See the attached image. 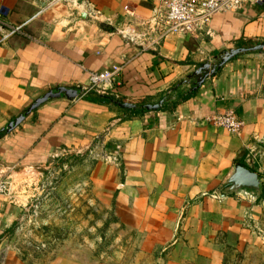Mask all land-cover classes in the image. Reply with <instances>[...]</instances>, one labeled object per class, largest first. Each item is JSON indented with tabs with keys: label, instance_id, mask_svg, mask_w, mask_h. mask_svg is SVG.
Wrapping results in <instances>:
<instances>
[{
	"label": "crops",
	"instance_id": "1",
	"mask_svg": "<svg viewBox=\"0 0 264 264\" xmlns=\"http://www.w3.org/2000/svg\"><path fill=\"white\" fill-rule=\"evenodd\" d=\"M89 1L101 25L80 18L72 8L85 10L75 5L0 0V22L26 25L6 40L0 30V133L48 93L87 89L90 73L114 65L124 67L114 85L95 93L140 107L191 97L174 110L138 115L86 97L49 100L0 137V178L41 182L59 165L94 164L98 199L144 238L139 249L157 252L156 264H220L212 252L232 239L264 253V0L217 15L210 34L171 35L150 50L118 30L149 20L161 0ZM237 50L246 52L199 85L201 68L212 71ZM227 112L244 123L240 134L212 122ZM109 154L117 161L94 157ZM238 165L260 176L261 200L221 194ZM15 189L21 205L0 198V248L28 216L29 197Z\"/></svg>",
	"mask_w": 264,
	"mask_h": 264
},
{
	"label": "rangeland",
	"instance_id": "2",
	"mask_svg": "<svg viewBox=\"0 0 264 264\" xmlns=\"http://www.w3.org/2000/svg\"><path fill=\"white\" fill-rule=\"evenodd\" d=\"M75 165L63 176V165L50 170L61 181L40 195L37 214L25 208V222L0 248V264H156L157 252L139 249L144 238L124 230L98 199L94 164ZM217 246L220 264H264L259 247L250 251L234 239Z\"/></svg>",
	"mask_w": 264,
	"mask_h": 264
},
{
	"label": "built area",
	"instance_id": "3",
	"mask_svg": "<svg viewBox=\"0 0 264 264\" xmlns=\"http://www.w3.org/2000/svg\"><path fill=\"white\" fill-rule=\"evenodd\" d=\"M48 7L55 4L75 5L83 7L88 16L92 19L102 21L99 12H96L89 0H47ZM243 6V0H161L160 6L153 11V16L149 20L133 23L141 25L143 29L137 33L135 25H125L118 33L127 41L141 47L143 50H150L158 47L162 41L171 35L184 34L193 38H199L203 33L210 34L211 24L214 18L223 13L239 11ZM40 11L35 17L42 15L45 10ZM104 22V21H103ZM12 26L5 22H0V30L3 32V39L6 40L16 34L23 32L24 27ZM123 66L114 65L111 68L99 73H90V87L82 89L83 96L87 97L92 92L107 93L109 88L114 85L115 81L123 71ZM212 122L217 126L226 129L232 134H240L243 130L244 123L239 121L233 112H227L217 115ZM91 155L93 153L91 152ZM95 159H102L108 162H116L117 158L112 155L95 156ZM67 171V165L63 166ZM59 180H56V174H48L45 180L41 182L25 181L15 185L9 178H0V198H6L16 205H21L20 193L29 197L30 207L33 214H37L38 201L48 189H53ZM29 189H33L32 194H28ZM23 206V205H22ZM27 206H24L26 208Z\"/></svg>",
	"mask_w": 264,
	"mask_h": 264
},
{
	"label": "water",
	"instance_id": "4",
	"mask_svg": "<svg viewBox=\"0 0 264 264\" xmlns=\"http://www.w3.org/2000/svg\"><path fill=\"white\" fill-rule=\"evenodd\" d=\"M72 11L75 12L80 18L86 20L90 19L91 22L101 25L103 21L91 19L87 13L82 12L79 8L73 7ZM258 49L264 50V46H260ZM246 50H237V51H232L230 52L226 57L222 59V62L220 63L219 66L214 67L212 71L210 70V66L205 65L203 68H201L195 75L197 76H202V79L199 83L201 86L204 81L215 74V71L217 69H221L222 66L229 62L231 59L239 55L240 53H244ZM83 96L82 90H69V89H61L58 92H52L48 93L41 99H39L35 105L31 107V109L28 111V113L24 116H22L20 119L17 121L10 123L8 125V128L4 132H12V130L15 127H18L25 119L26 117L33 113L36 109L40 108L42 105L47 103L49 100L55 99V98H62L65 97L69 100H75L77 98H81ZM165 101H161L158 104L155 105H145V106H135L127 103H122L121 101H116L114 102V105L118 106L119 108L127 111H140V110H147L149 112L151 111H159L162 109ZM227 188L221 191V194L223 193L224 196L229 195H237L241 196L242 194H249L252 195L256 200L262 198L263 195V190H262V180L260 176L251 170L242 167V166H236L232 176L228 180L227 183Z\"/></svg>",
	"mask_w": 264,
	"mask_h": 264
},
{
	"label": "trees",
	"instance_id": "5",
	"mask_svg": "<svg viewBox=\"0 0 264 264\" xmlns=\"http://www.w3.org/2000/svg\"><path fill=\"white\" fill-rule=\"evenodd\" d=\"M191 97V95H187V96H179L178 98H176V100H171V96H166L165 97V104L163 106L164 110H174L175 108H177L181 103L185 102L186 100H188ZM164 98V97H163ZM162 98V99H163ZM87 100H90L92 103L98 104V105H102V106H108V105H112L114 104V102L116 101H121L123 102V100L118 99L116 97H114L113 95H99L98 93L92 92L90 93L87 97ZM161 99V100H162ZM141 104H149V101H143L141 102ZM147 110H140V111H134V113H132L133 115H138V114H144L147 113ZM5 132H1L0 133V137L2 135H4ZM17 228V227H16ZM15 230V228H14Z\"/></svg>",
	"mask_w": 264,
	"mask_h": 264
}]
</instances>
